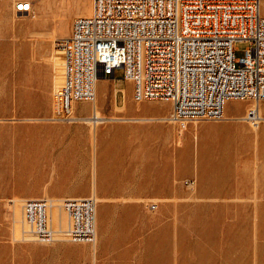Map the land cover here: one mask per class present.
<instances>
[{"label": "rangeland", "instance_id": "374dc122", "mask_svg": "<svg viewBox=\"0 0 264 264\" xmlns=\"http://www.w3.org/2000/svg\"><path fill=\"white\" fill-rule=\"evenodd\" d=\"M18 1L0 0V264H264V120L257 136L242 119L256 103L229 102L226 119L173 124L170 103L134 102L117 69L97 86L98 112L117 120L98 123L95 139L94 123L41 120V61L52 64L54 40L93 4L25 0L32 11L19 15ZM249 46L237 42L235 57ZM257 104L264 119V100ZM92 109L80 104L74 117ZM49 125L83 130L52 140L41 133ZM95 165L96 193L109 199L98 200L96 244L32 240L17 198L95 196ZM53 211L55 229H66V212Z\"/></svg>", "mask_w": 264, "mask_h": 264}, {"label": "built area", "instance_id": "2783aa9c", "mask_svg": "<svg viewBox=\"0 0 264 264\" xmlns=\"http://www.w3.org/2000/svg\"><path fill=\"white\" fill-rule=\"evenodd\" d=\"M92 3L91 16L77 17L53 42L51 120L69 121L80 104H93L97 81L114 79L117 69L132 83L134 102L169 101L177 122L223 119L229 102L264 100V0ZM15 9L29 15L32 4L21 0ZM237 42L250 45L240 59ZM58 203L69 220L63 231L54 227L52 199L24 202L30 238L96 244L97 197Z\"/></svg>", "mask_w": 264, "mask_h": 264}, {"label": "crops", "instance_id": "0c3cea01", "mask_svg": "<svg viewBox=\"0 0 264 264\" xmlns=\"http://www.w3.org/2000/svg\"><path fill=\"white\" fill-rule=\"evenodd\" d=\"M52 78H53V72H52L51 63L41 61V120L47 119L49 114H50V118L52 117V99H51V90H52V86H53ZM100 80L97 81L96 90H97V86H98V83ZM116 90L119 91L118 89H116ZM116 90H115V95L117 92ZM96 105H97V103H96ZM115 107L117 109L125 108V111H127L126 105H122V106L115 105ZM253 107H251L250 109H252ZM142 114L144 116H149L148 114H145V113H142ZM168 114H169V111L164 115H151V116L166 117V116H168ZM74 118L75 119H83V118L86 119V118H92V117H74ZM239 120H241V119H239ZM79 122H83V121H79ZM104 122H106V121H104ZM104 122H101V123H104ZM83 123H86V122H83ZM138 123H146V122H138ZM163 123H167V122H163ZM97 125H98V123H97ZM97 125H94V126H97ZM97 128H98V126L94 129L89 128L90 129V136H93L94 139L97 137ZM154 129H157V127H154ZM73 130L78 133V132H80V130H83V129H82V126H76V128H74V129L72 126H52V125H49V126H42L41 127V133L54 135L51 138L52 140H57L58 137H56L55 135L60 134L62 131H67V132L71 133ZM126 130H128V127L124 126V125H118L114 128L115 132H123ZM52 144L55 145V142H53ZM64 155H66V154L60 153L59 157L64 156ZM96 180H97V168L95 165L94 166V177H93V191H94V195L97 197V199L99 200L101 205H105V204H107L109 199L104 197V196L100 197L97 195V193H96V185H97ZM88 194H89V191L87 189H84L83 192L80 194V196H78L77 198L87 197ZM17 199L21 200V201L27 200V199H22V198H17ZM53 219H55L54 216H53Z\"/></svg>", "mask_w": 264, "mask_h": 264}, {"label": "bare ground", "instance_id": "6f19581e", "mask_svg": "<svg viewBox=\"0 0 264 264\" xmlns=\"http://www.w3.org/2000/svg\"><path fill=\"white\" fill-rule=\"evenodd\" d=\"M93 4V3H92ZM92 10H93V7H92ZM24 14H27V13H19V15H24ZM91 14H92V11H91V13H90V15H87V16H79V17H89V16H91ZM96 98H97V96H96ZM161 101H163V100H161ZM163 102H168V103H170V105H171V113H170V115H169V117L167 118V119H165L167 122H169V123H176L177 121L176 120H174V107H173V104L171 103V102H169V101H163ZM96 103H97V99H95V102L93 103V104H91L92 106H93V109H92V118H83V119H75V118H73V119H71V120H69V121H76V120H80V121H83V122H87V123H90V124H93L94 123V125H97V123H101V122H104V121H113V120H117V119H114V118H112V119H105V118H103L102 117V115H101V113L100 112H98V108H97V105H96ZM84 104H89V103H84ZM254 105V107L252 108V109H248V111L246 112V116H244V120H246V121H248L249 123H251L252 125H253V127H254V129H255V131H256V134H257V136L259 135V133L260 132H258L259 131V124L261 123V120H264L262 117H261V114H260V110H259V107H258V104L256 103V104H253ZM120 111L121 112H124L125 111V108H122V109H120ZM250 111H254V116H248L249 114H250ZM226 112V111H225ZM223 119H226V118H224L223 117ZM33 199H38V198H33ZM28 200V199H27ZM54 202H55V206H54V209L56 208V207H58V208H60V209H62V207H61V205L59 204V203H57L56 201H55V199H52ZM26 201V200H25ZM24 201V202H25ZM23 206V205H22ZM53 209V210H54ZM23 210V209H22ZM63 210V209H62ZM54 211H52V213H53ZM54 215V217H55V219L59 222V224L62 222L61 221V218H59L57 215H56V213H54L53 214ZM51 217H52V214H51ZM52 220H53V223H54V219H53V217H52ZM64 230V229H63ZM63 230H60V231H63ZM43 244V243H42Z\"/></svg>", "mask_w": 264, "mask_h": 264}]
</instances>
